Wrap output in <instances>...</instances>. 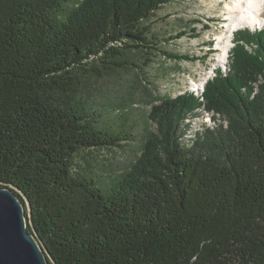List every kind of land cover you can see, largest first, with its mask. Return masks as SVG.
<instances>
[{
	"label": "trees",
	"instance_id": "trees-1",
	"mask_svg": "<svg viewBox=\"0 0 264 264\" xmlns=\"http://www.w3.org/2000/svg\"><path fill=\"white\" fill-rule=\"evenodd\" d=\"M173 2L0 0V187L24 204L49 264H264V28L234 33L202 100L149 110L157 134L129 171L90 166L135 140L132 109L105 110L90 90L145 75L160 52L145 22ZM202 106L228 126L185 144L181 124Z\"/></svg>",
	"mask_w": 264,
	"mask_h": 264
},
{
	"label": "rangeland",
	"instance_id": "rangeland-1",
	"mask_svg": "<svg viewBox=\"0 0 264 264\" xmlns=\"http://www.w3.org/2000/svg\"><path fill=\"white\" fill-rule=\"evenodd\" d=\"M227 1L175 0L164 6L145 22L151 26L153 36L160 40V52H156L157 55L151 58L153 61L145 69V75L141 76L130 70L119 71L100 81L97 90H90L87 101L98 102L105 110L116 108L117 105L131 108L129 122L135 129V140L126 143L122 149L95 153L90 166L96 174L121 175L131 169L149 141V135L157 134L156 125L150 124L146 119V114L152 107L188 92L202 100L206 82L216 75L215 59L219 53L216 44L218 36L225 30ZM260 27L264 28V24ZM182 32L185 35L177 37ZM233 38L234 34L229 52L234 46ZM247 48L251 49L250 46ZM163 52L177 57H165ZM229 52L225 65L218 67L223 72L228 68ZM127 55L126 61L137 65H141L145 59L135 51ZM199 83L202 85L197 88ZM257 84L258 82L254 86L257 87ZM196 114L198 115L192 120L185 119L181 124L185 134H188L184 139L185 144H192L195 131L225 130L228 126L227 117L216 110L209 111L202 106Z\"/></svg>",
	"mask_w": 264,
	"mask_h": 264
},
{
	"label": "water",
	"instance_id": "water-1",
	"mask_svg": "<svg viewBox=\"0 0 264 264\" xmlns=\"http://www.w3.org/2000/svg\"><path fill=\"white\" fill-rule=\"evenodd\" d=\"M27 219L24 204L11 188L0 187V264H49L42 246L27 230Z\"/></svg>",
	"mask_w": 264,
	"mask_h": 264
},
{
	"label": "bare ground",
	"instance_id": "bare-ground-1",
	"mask_svg": "<svg viewBox=\"0 0 264 264\" xmlns=\"http://www.w3.org/2000/svg\"><path fill=\"white\" fill-rule=\"evenodd\" d=\"M225 10V30L218 36L216 44L219 50L215 59L217 67H223L226 63L234 32L246 28L254 29L264 24V0H228ZM201 85L202 83L197 85V88Z\"/></svg>",
	"mask_w": 264,
	"mask_h": 264
}]
</instances>
